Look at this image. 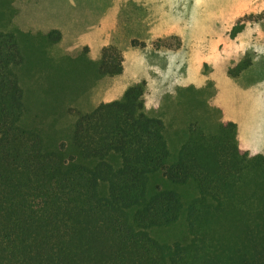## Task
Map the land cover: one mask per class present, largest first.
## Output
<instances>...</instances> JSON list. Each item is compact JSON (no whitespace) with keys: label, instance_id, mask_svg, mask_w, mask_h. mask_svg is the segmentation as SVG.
<instances>
[{"label":"trees","instance_id":"1","mask_svg":"<svg viewBox=\"0 0 264 264\" xmlns=\"http://www.w3.org/2000/svg\"><path fill=\"white\" fill-rule=\"evenodd\" d=\"M13 1L0 0V264H264V155L236 124L201 109L168 137L135 84L46 125L34 105L71 80L38 52L60 34L11 27ZM78 70L117 75L121 56L105 47Z\"/></svg>","mask_w":264,"mask_h":264},{"label":"rangeland","instance_id":"2","mask_svg":"<svg viewBox=\"0 0 264 264\" xmlns=\"http://www.w3.org/2000/svg\"><path fill=\"white\" fill-rule=\"evenodd\" d=\"M13 5L11 27L40 39L52 30L60 34L38 52L49 63L62 62L56 69L71 80L64 98L34 105L46 125L68 126L76 111L119 99L137 84L143 111L163 120L168 137L201 109L216 110L236 124L243 148L264 155V0H14ZM105 47L120 54L121 73L80 74L78 66L99 60ZM241 64L244 69L235 75Z\"/></svg>","mask_w":264,"mask_h":264}]
</instances>
